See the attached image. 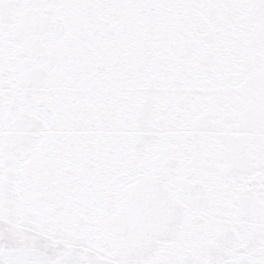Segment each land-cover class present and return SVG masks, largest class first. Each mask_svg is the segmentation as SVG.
<instances>
[{
    "label": "snow or ice",
    "instance_id": "obj_1",
    "mask_svg": "<svg viewBox=\"0 0 264 264\" xmlns=\"http://www.w3.org/2000/svg\"><path fill=\"white\" fill-rule=\"evenodd\" d=\"M0 264H264V0H0Z\"/></svg>",
    "mask_w": 264,
    "mask_h": 264
}]
</instances>
